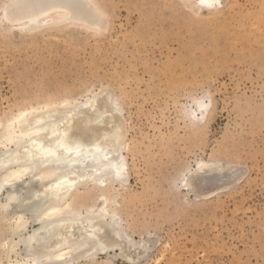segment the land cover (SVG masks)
I'll return each mask as SVG.
<instances>
[{"label":"rangeland","instance_id":"obj_1","mask_svg":"<svg viewBox=\"0 0 264 264\" xmlns=\"http://www.w3.org/2000/svg\"><path fill=\"white\" fill-rule=\"evenodd\" d=\"M13 1L0 0L1 124L108 91L122 109L126 182L108 193L140 247L72 264H264V0H95L106 29L57 19L30 31L5 17ZM203 162L242 175L196 190ZM100 194L81 184L77 208ZM13 223L0 211V264L24 259L23 246L8 252Z\"/></svg>","mask_w":264,"mask_h":264},{"label":"bare ground","instance_id":"obj_2","mask_svg":"<svg viewBox=\"0 0 264 264\" xmlns=\"http://www.w3.org/2000/svg\"><path fill=\"white\" fill-rule=\"evenodd\" d=\"M201 2L223 4V0ZM5 13L16 28L26 25L29 31L57 19L90 30L109 25L95 0H14ZM108 92L100 96L96 105V97L83 102L64 100L58 109L46 104L41 109L21 110L4 124L0 121V211L11 216L13 235L19 238L11 240L8 252L16 253L20 246L24 247L23 262L9 264H72L83 256L110 253L124 245L130 250L140 247L123 230L118 202L108 193L125 183L127 175V147L118 122L122 109ZM197 106L202 116L210 109L203 100ZM114 112L116 116L109 120L107 115ZM20 129H28V134L21 135ZM69 138L83 145L84 153H88L90 145L102 146L108 159H103L95 148L91 149L95 157L65 151ZM49 151L54 155H48ZM118 169L120 175L116 176ZM224 169L203 162L196 170L198 181L194 188L204 191L205 186L212 185V190L217 191L242 175L240 170ZM88 183L101 191L102 203L85 213L77 208L75 194L81 184ZM33 224L35 228L24 236ZM94 240L107 243L97 250L90 246Z\"/></svg>","mask_w":264,"mask_h":264},{"label":"snow or ice","instance_id":"obj_3","mask_svg":"<svg viewBox=\"0 0 264 264\" xmlns=\"http://www.w3.org/2000/svg\"><path fill=\"white\" fill-rule=\"evenodd\" d=\"M97 15H99V13H97ZM23 115H27V113H24ZM16 122L17 121H13L12 123L15 124ZM18 131L20 132L21 135H27L28 134V129H20ZM67 143H68V147L65 148V151H67L69 153H71L72 151H75V153H76L77 156H83V155L87 154V155H93L95 157V153H92V151H91L92 148H95L96 153L101 154L103 159H105V160L108 159V152L105 151L103 149V147L100 146V145H98V144L97 145H90L89 146L88 153H84L82 151L83 145H80L78 141H75L72 138H69V140H68ZM48 155H54V153H52L51 151H49ZM56 159L59 160L60 157H57ZM69 159H71V157H69ZM109 164H111V161H109ZM115 175L116 176H119L120 175V170L119 169L116 171ZM121 235H123V234H121ZM106 243H107L106 241H104L103 243H101V242H97V241L94 240L93 241V244L90 245V246H92V247L96 248L97 250H99Z\"/></svg>","mask_w":264,"mask_h":264}]
</instances>
